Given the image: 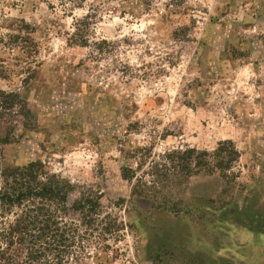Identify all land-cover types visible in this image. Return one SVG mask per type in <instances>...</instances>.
Segmentation results:
<instances>
[{
  "label": "rangeland",
  "instance_id": "374dc122",
  "mask_svg": "<svg viewBox=\"0 0 264 264\" xmlns=\"http://www.w3.org/2000/svg\"><path fill=\"white\" fill-rule=\"evenodd\" d=\"M13 19L37 47L0 44V88L30 111L0 124L3 161L71 181L66 219L84 193L127 224L101 264H264V0H0L3 39ZM223 141L239 153L227 176L161 184L179 212L136 200L122 176Z\"/></svg>",
  "mask_w": 264,
  "mask_h": 264
},
{
  "label": "trees",
  "instance_id": "16d2710c",
  "mask_svg": "<svg viewBox=\"0 0 264 264\" xmlns=\"http://www.w3.org/2000/svg\"><path fill=\"white\" fill-rule=\"evenodd\" d=\"M171 7L176 9L175 4ZM7 28L6 39L0 37V44L11 49L19 47L26 55L36 50L37 42L30 38L33 28L29 23L13 19ZM2 62L0 77H6L8 69ZM34 62H26V72L33 71ZM23 101L18 92L0 88V124L6 122L5 115L16 107L24 117L23 111L30 114ZM9 142L8 131L0 138V264H101L102 257L112 249L110 239L118 240L127 224L104 211L99 197L84 193L72 206L74 217L66 219L64 209L74 185L47 172L39 160L24 165L6 164L1 147ZM238 157L233 142L223 141L212 152L185 148L166 153L165 162L150 166L147 176L151 179L138 177L137 169L130 166L123 167L122 176L136 180L132 190L136 200L179 212L178 207L168 205L171 202L161 184H167L172 175L190 176L202 171L227 176ZM146 160L142 157L140 165ZM174 204L177 206L178 202Z\"/></svg>",
  "mask_w": 264,
  "mask_h": 264
}]
</instances>
